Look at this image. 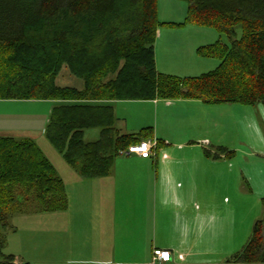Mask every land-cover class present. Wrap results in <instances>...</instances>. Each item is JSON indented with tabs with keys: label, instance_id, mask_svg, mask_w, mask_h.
<instances>
[{
	"label": "trees",
	"instance_id": "1",
	"mask_svg": "<svg viewBox=\"0 0 264 264\" xmlns=\"http://www.w3.org/2000/svg\"><path fill=\"white\" fill-rule=\"evenodd\" d=\"M186 1L183 22H162L156 0H0V99L53 101L44 135L88 178L107 175L120 150L151 133V127L121 132L115 100L264 105V0ZM187 21L225 36L196 48L201 56L217 57V66L193 76L159 71L154 52L159 26ZM63 67L82 87L57 82ZM91 127L99 135L86 140L84 130ZM67 207L65 184L35 141L0 135V264H19L4 251L15 214ZM262 221L226 263L264 261Z\"/></svg>",
	"mask_w": 264,
	"mask_h": 264
},
{
	"label": "rangeland",
	"instance_id": "2",
	"mask_svg": "<svg viewBox=\"0 0 264 264\" xmlns=\"http://www.w3.org/2000/svg\"><path fill=\"white\" fill-rule=\"evenodd\" d=\"M156 6L157 19L162 22H183L188 13L186 0H156ZM161 27L171 32L170 35H164V37L162 35L156 49L157 58L161 57V54L164 55V48L172 49V54L169 56L171 60L167 62L168 67L164 68V71L179 75H197L217 66L219 62L217 57H214L218 60L215 63L208 58L206 60L209 63L198 58L194 60L195 62H187L180 55L183 45L187 43L191 46L195 38L203 37L202 39L206 40L202 43L204 45H207L209 41L214 43L219 39L224 40L225 36L219 34L213 27L193 21L174 27L164 23L159 26ZM211 35L214 38H210ZM168 39L170 41L166 44ZM197 55L201 56L198 53ZM182 62L184 65L181 66ZM210 63L213 65L209 66ZM57 82L61 85L76 86L82 81L63 67L57 76ZM8 100L0 99V131H5L3 121L10 134L17 138L24 136L16 134L12 129L18 127L31 129L33 136L30 138L51 162L57 174L61 175L66 184L69 183L72 172L75 170L64 161L44 135V127L54 102L35 99H27L28 101L18 99L14 102ZM132 104V102H124L119 107L120 115L125 117L128 128L135 124ZM193 104L177 101L170 104L164 103L166 107H162L164 110H169V120L187 110L191 114L194 113L197 126L191 129L188 135L195 133L205 137L199 141L200 146L196 148V151L187 148L181 150L182 153H178L181 171L187 170V174L194 175L192 179V184L196 188L192 195L193 203L196 204L194 220L201 218V223H197L196 242L192 245L191 242L187 244L188 249L182 250V246L179 247L181 254L178 256V261L167 264H232L226 263L228 257L242 248L253 232L257 220L264 216V105L262 102L255 104L212 102V104L201 103L203 107L196 108L192 106ZM7 114L10 115V120L14 121V124H10L6 119ZM116 125L118 126V123ZM98 135L99 130L95 127L84 130L86 140H94ZM187 137L190 139L191 136ZM149 139L156 141L152 148L153 152L157 146V140L155 137H146L142 140ZM216 153L217 156L214 157ZM72 210L75 213L76 209ZM51 216L54 215L50 213L15 214L11 219L14 231H8L4 251L13 253L19 264L22 261H28L30 264H111L112 260H107L108 258L104 255L89 256L90 254L86 253L90 250V248L87 250V245H90L88 240H94L90 231L87 233L88 236L83 234V229L77 230L75 234H68L64 226L51 224ZM53 218L62 221L59 217ZM193 226H196V221ZM262 230L264 231V224H262ZM187 235L190 237L191 233ZM131 244L129 248L134 247ZM143 244L140 242L141 248ZM132 251H130L131 254H133ZM256 264H264V261Z\"/></svg>",
	"mask_w": 264,
	"mask_h": 264
},
{
	"label": "crops",
	"instance_id": "3",
	"mask_svg": "<svg viewBox=\"0 0 264 264\" xmlns=\"http://www.w3.org/2000/svg\"><path fill=\"white\" fill-rule=\"evenodd\" d=\"M166 29L171 30L173 28ZM170 33L169 30L166 31L162 27L157 31L154 43L157 69L178 76L196 75H179L164 71V68L168 67L166 66L167 62L171 60L169 56L172 54V49L161 47L164 48V55L161 54L159 58H157L156 49L161 42L162 35L164 37ZM202 38L193 39L191 46L187 43L183 45V54L180 52L183 60L195 62L194 60L198 58L206 62V58H208L213 63L218 61L214 57L196 56V48L203 46L202 43L206 42ZM210 38H214V36L211 35ZM169 41L170 39L167 40L166 44ZM208 44L211 42L209 41ZM213 63H210L209 66H212ZM75 87H82V82ZM17 100L9 99L8 101ZM177 101L194 103L192 106L196 108L203 107L201 103L212 104V102H206L199 98L113 101L116 123H118L117 128L121 132L134 133L142 128L151 127V133L147 137L156 138L155 150L148 157H142L137 153L118 155L114 160L115 163L113 162V170L102 177H83L74 169L75 172H72L69 183L66 184L62 178L67 194V209L42 212L50 213L62 219L60 221L51 216V224L59 227L64 226L68 230V234L72 235L77 230L83 229V234L88 236L87 233L90 231L94 240H88L90 245H87V250L88 248L90 250L86 253L90 254L89 256H96L95 254H97L101 257L104 255L108 258L107 260H112L111 264H167L174 263L178 259L179 254H181L178 250L179 247L182 246V250L188 249L187 244L191 242L192 245L196 242L197 223H201V218L194 220V210L196 209V204L193 203L192 199V195L196 191L192 184L194 175L187 174V170H185L186 172L181 171L182 166L179 163L178 153L187 148L196 151V148L200 146L199 141L205 137H200L195 133L188 135V132L197 126V118L189 110L169 120V110H164L162 107H166L164 103L170 104ZM124 102L133 103L131 107L135 112V124L130 128L126 126V119L120 115L119 111L120 105ZM6 119L10 124H14V121L10 120L9 114H7ZM3 123L5 131H0V135L16 137L10 134L6 123L4 121ZM12 131L24 136L20 138L33 136L31 129L18 127ZM187 136H191L190 139ZM73 208L76 209L75 213ZM68 215L70 216L67 219ZM195 221L196 226H193ZM189 223L190 226L188 227ZM189 232L191 233L190 237L187 235ZM160 238L162 239L160 240ZM140 242L145 244H143V248L140 247ZM181 243L184 245H180ZM129 244L134 247L129 248ZM154 248L168 249L171 253V259L164 263L152 262ZM103 262L105 263V261Z\"/></svg>",
	"mask_w": 264,
	"mask_h": 264
},
{
	"label": "built area",
	"instance_id": "4",
	"mask_svg": "<svg viewBox=\"0 0 264 264\" xmlns=\"http://www.w3.org/2000/svg\"><path fill=\"white\" fill-rule=\"evenodd\" d=\"M156 141L152 139L141 140L137 144H131L127 148L120 150L119 154L137 153L142 157H148L152 153V148L155 146ZM171 259V253L168 249L154 248L152 252V262H167Z\"/></svg>",
	"mask_w": 264,
	"mask_h": 264
},
{
	"label": "water",
	"instance_id": "5",
	"mask_svg": "<svg viewBox=\"0 0 264 264\" xmlns=\"http://www.w3.org/2000/svg\"><path fill=\"white\" fill-rule=\"evenodd\" d=\"M263 220H264V216H263Z\"/></svg>",
	"mask_w": 264,
	"mask_h": 264
},
{
	"label": "flooded vegetation",
	"instance_id": "6",
	"mask_svg": "<svg viewBox=\"0 0 264 264\" xmlns=\"http://www.w3.org/2000/svg\"><path fill=\"white\" fill-rule=\"evenodd\" d=\"M262 224H263V221H262Z\"/></svg>",
	"mask_w": 264,
	"mask_h": 264
}]
</instances>
